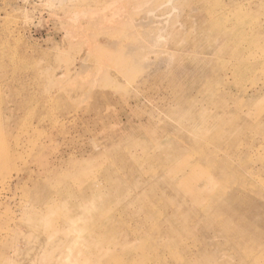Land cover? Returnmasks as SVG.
<instances>
[{
	"label": "rangeland",
	"instance_id": "1",
	"mask_svg": "<svg viewBox=\"0 0 264 264\" xmlns=\"http://www.w3.org/2000/svg\"><path fill=\"white\" fill-rule=\"evenodd\" d=\"M262 57L264 0H0V264H96L106 248L85 260L89 245L126 228L88 238L95 209L168 157L163 142L229 175L211 204L169 177L154 193L173 220L162 264H264Z\"/></svg>",
	"mask_w": 264,
	"mask_h": 264
},
{
	"label": "bare ground",
	"instance_id": "2",
	"mask_svg": "<svg viewBox=\"0 0 264 264\" xmlns=\"http://www.w3.org/2000/svg\"><path fill=\"white\" fill-rule=\"evenodd\" d=\"M246 15H247V13H246ZM228 20H230V19L228 18ZM212 24L215 26L221 25L218 22V20L217 21L214 20L212 22ZM218 28H220L222 30V33L224 35L227 34L226 31L225 32L223 31L222 27H218ZM241 28H242V26H241ZM220 29H217V30L221 31ZM236 34H238V33H236ZM237 47H239V46L237 45ZM237 47H235L233 50L230 49L231 54H233L234 56L235 55L238 56L240 54V51ZM220 51H222V48L217 50V52H220ZM262 58L264 59V57H262ZM260 60H261V58H260ZM153 74H155V73H153ZM217 120L219 121L218 124L223 125L225 123V118L222 119L221 117H219L215 120V122H217ZM126 122H128V121H126ZM122 125H123V123H122ZM181 125H183V124H181ZM187 126L188 125H186V127ZM126 127H128V126H126ZM119 129L121 130V128H119ZM135 129H137V128H135ZM133 130H134V128H133ZM192 130L195 131V129H192ZM123 131L125 132V130H123ZM131 132H133V131H131ZM116 134H118V133H116ZM120 135H122V134H120ZM125 135H126V133H125ZM148 135H150V134H148ZM126 136L129 137V135H126ZM133 139L134 138H132V140ZM167 139H168V137H167ZM125 141H127V140H125ZM166 141H168V140H166ZM155 143L158 144L157 142H155ZM167 143L170 144L169 142H167ZM194 143L197 144V142H195V141H194ZM165 144L166 143L163 142V144L156 145V147H160L162 149L163 153L168 152L169 156L168 157L160 156V155L155 156L153 158L154 162L157 164L155 168L150 167V168L146 169L145 167H142L139 170V171H141V174H142L141 179H138L137 181H133L134 184L128 183L130 189L126 192L125 195H122L121 202L120 201H118V203L116 202L117 205H115V206H112L109 204L100 205L99 208H96L97 210L95 209V211H96V216L94 218L95 222L93 224L88 222L89 223L88 233H90L89 235H87L88 238H89V236L91 237V235L94 232H97V231H95V229L96 230H100V229L107 230V229L115 227L114 230L120 231L122 229V226L125 227L126 229L123 230L122 234H120L121 235L120 238L116 237V238L112 239V238L103 236L102 239L98 238L99 240L98 241L96 240L97 242L91 243V245H89L90 248L88 249L86 257H84L85 260H87V258L94 257L95 251L98 253V249L106 248L105 254L96 256V264H114L115 261H117L119 264H155L156 260H159L158 263H156V264H162V261H166V259L164 257L165 254L163 256H161L156 251V249H157V247H159V248L163 247L162 245L165 246V244H164L165 241L163 240L164 237L166 239V236L168 238L169 235H172L170 233L171 229L169 231L167 229L170 228V226L173 223V220H172L171 215H169V214H167V216H165V217H161V216H158L156 214H152L150 207H152V204H154V202H152L153 201L152 198L155 196L154 193L155 192L157 193L159 191V188L162 187L161 185L165 184L166 181L167 182L169 181L168 177L171 178L173 181H177L180 184H184L185 186H188L191 189L190 190L191 192H189L190 193L189 195L193 196L194 198H196L198 200H207L208 202H210V204L212 202H215L216 198L219 199V197L221 198V196L226 193V191L224 189L223 190H221L219 188L215 189L214 187L210 188V186L212 184L210 182H213L214 178L219 179L218 181L225 180L226 177H228V175H229V173L227 171L225 173L220 172L218 174L219 176H216L201 166L200 167H193V166H191L192 163L190 161H187L185 158H181V156L183 155L182 153L184 152V148H182V146L175 147L174 145H172L173 151L169 152V150H170L169 146H165ZM170 153L172 155H170ZM228 159H229V157H228ZM218 162H221V161L219 160ZM137 170H138V168H137ZM160 171H162L164 178L157 177V173L158 172L160 173ZM240 180H241V182H237V184L239 186L244 187V188H246L248 185H253V182L249 181L246 176H245V178H243V179L241 178ZM124 185H126V184H124ZM122 187H123V185H121V188ZM91 188H92L91 189V196H96V194L97 195L100 194V191L95 186H91ZM168 190L174 191V189H172V188L168 189ZM238 192H236V193H238ZM165 193H166V191H165ZM236 193H234V194H236ZM159 195H161V194H159ZM157 198H158V196H156L154 199H157ZM166 199H170V198L166 194H163V193L159 197L160 201H164L163 203H167V202H165ZM220 206H221V208H224V206H222L221 203H220ZM167 207L169 208L168 205H167ZM90 209L92 211L93 208L90 207ZM77 210L79 211V214L82 217L81 207L79 206V208ZM87 210L89 211V209H87ZM128 210L132 211L134 213V215L131 216V219H130V216L126 213V212H128ZM197 213H200V212H197ZM101 214L102 215L106 214V215L110 216V219H108L107 222L99 223L97 218H100L99 215H101ZM204 214H205V210H203V215ZM217 214H218V212H217ZM140 215H142V216H140ZM124 217H126L127 221L124 220ZM149 220H152V223H151V221L149 222ZM210 223H212V222H210ZM213 224H211V225H213ZM215 225L219 226L217 224H215ZM157 229H159L160 231H163L165 235L163 237H161V233L158 234ZM91 230H93V231H91ZM88 238L85 237V240L91 241ZM136 240L141 241V242L139 244H137V243H135ZM150 241L155 245L154 249H151V247L148 246L147 243H149ZM74 257H75V255H74ZM75 260H78L77 256L75 257Z\"/></svg>",
	"mask_w": 264,
	"mask_h": 264
},
{
	"label": "water",
	"instance_id": "3",
	"mask_svg": "<svg viewBox=\"0 0 264 264\" xmlns=\"http://www.w3.org/2000/svg\"><path fill=\"white\" fill-rule=\"evenodd\" d=\"M37 32H38V33H42V32H41V28H40V29H38V30H37Z\"/></svg>",
	"mask_w": 264,
	"mask_h": 264
}]
</instances>
